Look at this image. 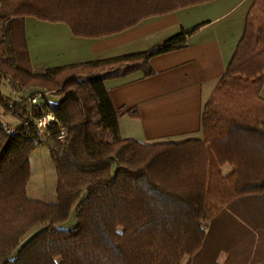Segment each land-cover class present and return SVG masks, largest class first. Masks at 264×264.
Wrapping results in <instances>:
<instances>
[{"label": "trees", "instance_id": "1", "mask_svg": "<svg viewBox=\"0 0 264 264\" xmlns=\"http://www.w3.org/2000/svg\"><path fill=\"white\" fill-rule=\"evenodd\" d=\"M208 1L0 0V78L21 76L59 94L55 100L36 91L19 100L0 94L2 114L19 121L9 130L0 114V264H217L207 248L228 222L227 209L257 201L264 214V0H253L232 60L204 104L199 140L148 144L122 137L104 81L135 71L151 75L149 58L184 46L200 25L140 52L38 74L30 62L27 17L99 38ZM37 93L39 103L28 105ZM45 112L55 121L41 139L33 121ZM127 113L137 117L135 108ZM49 141L54 202L27 195L30 154ZM254 224L258 229L242 232L232 247L247 251L243 264L264 258V221Z\"/></svg>", "mask_w": 264, "mask_h": 264}, {"label": "crops", "instance_id": "2", "mask_svg": "<svg viewBox=\"0 0 264 264\" xmlns=\"http://www.w3.org/2000/svg\"><path fill=\"white\" fill-rule=\"evenodd\" d=\"M252 3L211 0L142 19L123 31L99 38L74 36L66 23L27 17L30 62L34 67L40 61L49 68L140 52L183 29L200 25L187 36L184 46L149 58L151 75L135 71L104 81L119 110L122 137L148 144L199 140L204 104L232 60ZM29 25L31 32H37L40 26L46 34L41 31L39 41L31 39ZM261 93L264 95V83ZM131 108L136 109L137 117L128 115Z\"/></svg>", "mask_w": 264, "mask_h": 264}, {"label": "rangeland", "instance_id": "3", "mask_svg": "<svg viewBox=\"0 0 264 264\" xmlns=\"http://www.w3.org/2000/svg\"><path fill=\"white\" fill-rule=\"evenodd\" d=\"M25 24L26 23H24V27ZM27 27L30 29L28 35L31 39L36 38L39 41L41 38V31L46 34V30L42 29L40 26L38 27L37 32H31L30 25ZM45 68L47 67H45L44 64H41V62L39 61L38 63H34L33 71L35 74H38L42 73V69ZM76 71L77 73L79 72L78 70ZM69 72L75 71L71 70ZM20 77L11 76V74H6V77L0 78V94L9 97L12 100H19L21 96L29 95L30 93L35 91L38 93H44L51 100H55L59 97V94H57L58 91L54 87H50V89L49 87H41L38 84H35V82L31 81L30 79L23 80ZM21 80H23V82ZM13 85H15L14 88ZM261 95L263 94L261 93ZM0 114L2 121L6 124L9 130L15 128L19 124V121L15 117L2 114L1 108ZM50 145L51 141L43 142L31 152V176L27 183L28 197L45 202L56 201L57 176L54 164L52 163V160L50 158ZM227 169L228 167H225L224 171H226ZM252 204L253 203L251 202L246 203V201L243 202L242 200L237 205L235 204L232 207L230 206L227 209L226 213L223 214V218H225V215L228 216V222H226L223 227H218V236H216L212 243L209 244V247L207 248L208 251L206 249L208 257L215 255L217 264H243L244 257L246 256L247 251H245L243 248L233 251L232 247L235 246L238 241L242 240V232L245 233L246 231H255L258 228L255 226L254 223L264 221V214H260L261 211L256 209V207H258L256 205L257 201L254 203V205ZM256 212L258 216L254 215V213ZM215 221L214 224H216ZM216 227L214 229H216ZM232 228H235L236 230V233L234 235L231 232ZM32 232L33 230L28 232L25 238H27ZM259 240H264V235H260ZM261 248H259V250ZM261 261H264L263 257H256V260L252 262V264H258ZM209 263H211L210 260Z\"/></svg>", "mask_w": 264, "mask_h": 264}, {"label": "built area", "instance_id": "4", "mask_svg": "<svg viewBox=\"0 0 264 264\" xmlns=\"http://www.w3.org/2000/svg\"><path fill=\"white\" fill-rule=\"evenodd\" d=\"M40 101V94H35L33 96H30L26 99V102L28 105L38 104ZM55 121V116L51 112H45L41 116L34 119V127L37 131L39 138L46 139L48 137V127L49 125ZM58 140L63 141L65 137V130L63 127H60L59 134H58Z\"/></svg>", "mask_w": 264, "mask_h": 264}]
</instances>
